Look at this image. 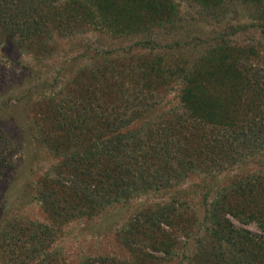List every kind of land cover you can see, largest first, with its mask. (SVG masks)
Returning <instances> with one entry per match:
<instances>
[{"label": "rangeland", "instance_id": "obj_1", "mask_svg": "<svg viewBox=\"0 0 264 264\" xmlns=\"http://www.w3.org/2000/svg\"><path fill=\"white\" fill-rule=\"evenodd\" d=\"M173 1L183 22L175 34L150 37L155 39L153 43L135 34L116 38L110 30L82 32L81 28L65 35L53 32L46 51L40 54L22 51L11 42L0 43V264H24L35 246L44 247L42 251L54 264H105L98 261L101 257L113 258L118 264L132 256L131 246L138 245L132 229L135 217L156 206L172 207L181 219H174L177 225H161L175 238L177 248L166 255L144 246L154 257L150 261L161 257L157 264H195L196 240L206 235L204 227L208 225L204 197L210 201L215 193L207 192L203 184L208 179L203 178L214 172L219 184L225 185L247 174L264 177V149L253 153L243 149L240 161L208 158L199 150L198 155H190L182 135L173 138L168 132L174 128L166 127L185 110L183 76L174 72L176 65L193 67L198 58L217 48L228 54L233 65L264 71V0H221L215 16L205 15L189 0ZM155 57L162 58L164 72L148 85L139 78L143 70L140 62ZM103 62L108 63V87L97 69ZM115 79L118 91L112 84ZM208 83L207 78V90L214 94ZM230 87L228 83L227 93ZM137 93L145 103H156L133 116L134 109L127 101ZM234 96L235 103L245 101L240 91ZM144 108L137 107L139 111ZM235 109H229L225 116L253 117L248 109ZM118 117L128 118L119 128L121 133L149 141L151 131L156 146L164 142L184 157L170 163L173 169L168 185L164 186L163 178L158 185L133 190L127 200L108 208H91L98 210L89 214L80 195L72 194L70 188L63 194L56 187L57 171L70 155L86 156L85 147L93 144L98 133L95 126L103 131L105 122L119 123ZM158 138L162 140L158 142ZM87 159L92 166L97 155L88 154ZM191 159L194 170L185 173L177 167L178 162ZM42 191L57 197L53 199L54 210L48 209ZM228 218L234 227L264 238L255 221ZM31 224L46 227V235L39 238L43 242L31 235ZM17 236L21 237L19 242L15 241ZM26 238L27 243H23Z\"/></svg>", "mask_w": 264, "mask_h": 264}, {"label": "trees", "instance_id": "obj_2", "mask_svg": "<svg viewBox=\"0 0 264 264\" xmlns=\"http://www.w3.org/2000/svg\"><path fill=\"white\" fill-rule=\"evenodd\" d=\"M189 1L210 16H215L216 6L221 3V0ZM182 22L173 0H65L63 3L60 0H0V43L11 42L22 51L32 50L35 54L46 51L53 32L65 35L77 33L80 28L82 32L110 30L116 38L135 34L136 38L142 36L153 43L155 39L150 37L161 33L165 36L175 34ZM228 59V54L212 48L207 55L198 58L193 67L176 65L174 68V72L183 76L182 103L185 110L182 115H176V119L169 120L166 127L177 132H168L171 137L182 135L190 155H198L197 152L201 151L208 158L240 161L244 157L243 149L251 153L264 149V71L251 67L244 69L231 64L234 62ZM149 60L145 58L140 62L143 63V70L139 78L145 83L162 77L164 72V65L160 63L162 58ZM103 64H98L97 69L108 87V63ZM207 78L210 80L208 84L216 91L214 94L207 90ZM116 80L112 84L118 91L120 86ZM228 83L231 87L227 93L225 88ZM239 91L245 101L235 103L234 94ZM127 103L134 109L132 115L138 116L156 102L147 104L137 93ZM136 106L145 108L139 111ZM234 106L235 111L248 109L253 117L248 119L246 115H239L232 119L225 116ZM118 118L119 123L116 120L105 122L103 131L95 126L98 133L93 144L85 147L86 156L78 153L70 155L62 163V169L57 171L56 187L63 194L70 188L72 194L80 195L78 197L89 208V214L98 210L91 208H108L120 200H127L133 190L158 185L163 178H166L164 186L168 185L171 180L169 173L173 169L170 163L174 162L173 159L184 157L178 149L164 142L156 146L151 131L149 141H143L137 135L121 133L119 128L127 123L128 118L126 121ZM160 140L158 138V142ZM192 142L196 144L194 147ZM88 154L97 155L92 166L87 161ZM193 162L194 159L191 162L181 161L177 167L186 173L195 169ZM213 163L217 164L216 161ZM213 173H209L210 178H203L208 179L203 184L207 192L215 193L210 201L206 195L204 197L208 225L204 227L206 235L196 240L198 252L195 264H264V238L234 227L228 218L233 216L243 222L255 221L264 231V177L247 174L220 185L217 174ZM46 193L42 191L41 194L48 201V209L54 210L53 199L57 197H49ZM174 219L180 222L181 215L169 206H156L138 213L132 222L138 245L131 246L126 239L132 256L120 260L118 264H157L162 261L161 257L150 261L154 257L145 250L147 245L166 255L171 254L177 248V242L161 225H177ZM31 226L33 237L39 239L46 235L43 225ZM129 231L132 232L131 229ZM16 238L15 241L19 242L21 237ZM43 241L39 239L40 243ZM43 249L35 246L33 254L22 263L32 260L33 264H54V259L48 258ZM98 261L114 264L116 260L101 257Z\"/></svg>", "mask_w": 264, "mask_h": 264}]
</instances>
